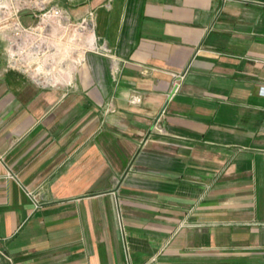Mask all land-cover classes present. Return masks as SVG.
<instances>
[{"label": "crops", "instance_id": "obj_1", "mask_svg": "<svg viewBox=\"0 0 264 264\" xmlns=\"http://www.w3.org/2000/svg\"><path fill=\"white\" fill-rule=\"evenodd\" d=\"M52 4L96 50L44 89L0 34V261L264 264V0Z\"/></svg>", "mask_w": 264, "mask_h": 264}, {"label": "built area", "instance_id": "obj_2", "mask_svg": "<svg viewBox=\"0 0 264 264\" xmlns=\"http://www.w3.org/2000/svg\"><path fill=\"white\" fill-rule=\"evenodd\" d=\"M95 18V12H89L74 19L52 0H0V34L7 44V70L23 73L44 89L76 90L74 71L82 64L83 55L96 50ZM176 77L172 94L182 78ZM28 195L35 209L43 205L33 192L28 191ZM0 255L10 259L1 249Z\"/></svg>", "mask_w": 264, "mask_h": 264}, {"label": "water", "instance_id": "obj_3", "mask_svg": "<svg viewBox=\"0 0 264 264\" xmlns=\"http://www.w3.org/2000/svg\"><path fill=\"white\" fill-rule=\"evenodd\" d=\"M0 264H3V263L0 261Z\"/></svg>", "mask_w": 264, "mask_h": 264}, {"label": "rangeland", "instance_id": "obj_4", "mask_svg": "<svg viewBox=\"0 0 264 264\" xmlns=\"http://www.w3.org/2000/svg\"><path fill=\"white\" fill-rule=\"evenodd\" d=\"M27 23V22H26Z\"/></svg>", "mask_w": 264, "mask_h": 264}]
</instances>
